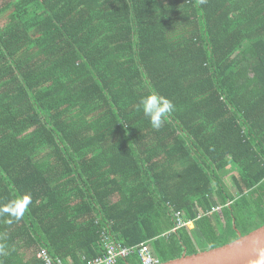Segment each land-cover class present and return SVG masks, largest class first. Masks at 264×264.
I'll list each match as a JSON object with an SVG mask.
<instances>
[{
  "label": "trees",
  "instance_id": "trees-1",
  "mask_svg": "<svg viewBox=\"0 0 264 264\" xmlns=\"http://www.w3.org/2000/svg\"><path fill=\"white\" fill-rule=\"evenodd\" d=\"M0 4V264H85L106 235L166 263L264 225V0Z\"/></svg>",
  "mask_w": 264,
  "mask_h": 264
},
{
  "label": "water",
  "instance_id": "water-1",
  "mask_svg": "<svg viewBox=\"0 0 264 264\" xmlns=\"http://www.w3.org/2000/svg\"><path fill=\"white\" fill-rule=\"evenodd\" d=\"M224 246L160 264H264V225Z\"/></svg>",
  "mask_w": 264,
  "mask_h": 264
},
{
  "label": "built area",
  "instance_id": "built-area-1",
  "mask_svg": "<svg viewBox=\"0 0 264 264\" xmlns=\"http://www.w3.org/2000/svg\"><path fill=\"white\" fill-rule=\"evenodd\" d=\"M221 214V207H215L212 210ZM200 218V217H199ZM177 227L174 231L181 228H193L194 222L187 220L182 212L175 214ZM106 235V234H105ZM132 255H137L141 264H160V260L154 254L149 244L143 243L137 247H121L115 244L110 236L106 235L103 240V253L99 257L87 261L85 264H117L119 259H125ZM38 258L44 260L47 264H67L62 259H51L45 251L38 253Z\"/></svg>",
  "mask_w": 264,
  "mask_h": 264
},
{
  "label": "clouds",
  "instance_id": "clouds-1",
  "mask_svg": "<svg viewBox=\"0 0 264 264\" xmlns=\"http://www.w3.org/2000/svg\"><path fill=\"white\" fill-rule=\"evenodd\" d=\"M140 104L152 127L157 130L163 126L164 118L174 110V105L170 100L156 93L143 97Z\"/></svg>",
  "mask_w": 264,
  "mask_h": 264
},
{
  "label": "rangeland",
  "instance_id": "rangeland-1",
  "mask_svg": "<svg viewBox=\"0 0 264 264\" xmlns=\"http://www.w3.org/2000/svg\"><path fill=\"white\" fill-rule=\"evenodd\" d=\"M1 7V4H0ZM5 17H3L2 19H0V26L2 27L5 24V21L3 20Z\"/></svg>",
  "mask_w": 264,
  "mask_h": 264
}]
</instances>
